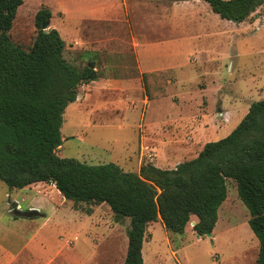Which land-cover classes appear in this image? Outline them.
Instances as JSON below:
<instances>
[{
    "label": "trees",
    "instance_id": "1",
    "mask_svg": "<svg viewBox=\"0 0 264 264\" xmlns=\"http://www.w3.org/2000/svg\"><path fill=\"white\" fill-rule=\"evenodd\" d=\"M221 19L242 23L264 0H203ZM24 0H0V180L10 190L37 183L54 184L67 200L110 207L116 222L130 219L123 264H144L143 243L152 223L183 235L193 227L198 237L213 233L227 200L226 181L237 185L250 213L249 225L259 241L257 264H264V100L253 103L241 123L224 139L208 142L192 160L173 169L145 163L139 172L115 163L90 165L62 158V128L79 88L98 77L93 67L77 69L64 54L66 42L45 8L35 17L38 33L28 49L13 42L10 31ZM173 70L143 75L149 100L168 95Z\"/></svg>",
    "mask_w": 264,
    "mask_h": 264
},
{
    "label": "crops",
    "instance_id": "2",
    "mask_svg": "<svg viewBox=\"0 0 264 264\" xmlns=\"http://www.w3.org/2000/svg\"><path fill=\"white\" fill-rule=\"evenodd\" d=\"M179 2L189 1L60 0L58 8L63 10L64 27L61 28L59 24L53 22L54 14L52 13L50 20L52 27L50 28L62 29L60 32L63 33L64 30L69 36L70 40L66 41V44L71 54L67 57V61L71 66L77 69L90 66L98 75L95 81L81 86L87 87L93 93L88 94L87 102H95L99 110L110 112L111 114L108 113L107 116H115L124 124L125 122H137V125L141 119L143 121L146 119L151 104H158L162 108L159 115L165 111L168 100L172 102L168 104L171 109L180 105L178 87H183L181 75L184 70L194 69L195 66L203 62L197 53L183 52L184 44H187L188 41H200L215 37L216 30L215 27L212 29L211 25L217 22L223 24L221 22L224 19L213 12L206 1L196 0L195 3H189L186 13L184 5ZM117 24L123 25L121 31L108 29V27L114 28ZM92 29H96L95 32H92ZM77 32L80 35H77ZM93 33L98 35L93 36ZM203 54L209 58L207 61L214 62L213 54L210 52ZM210 62L207 63L211 64ZM208 64L204 63L203 65ZM161 70H173L176 79L167 86L168 95L166 97L149 100L144 88L143 75ZM206 90L207 88H202L203 94ZM103 100L106 103L102 105ZM203 104H205V100H203ZM106 105L109 107L111 105L112 108L105 107ZM84 107L85 105L78 98L68 106L70 112L73 113L83 112ZM165 115L171 132H160L152 140L146 131H143L137 140L135 155L139 157L140 167L144 163H142L143 154H148L149 150H153V155L161 160L158 157V152L167 146L168 139H173L169 145H178L179 141L185 144L188 132L192 134L191 139H193L195 130L198 134L203 132V126L198 125L201 124L202 117H195L188 122L182 120L176 113L173 114L171 110H167ZM218 116L226 118L224 111H219ZM169 117L171 119H168ZM141 127L144 129V126L141 125ZM152 164L159 168L173 169L179 164V161H176L173 166H168L165 161L163 164L162 162ZM42 184L37 183L19 190L16 192L14 201L19 203L18 199H39L36 201L46 206L47 204L44 203L48 196L30 197L31 191L28 192V195L25 192L28 188L33 187L34 189ZM53 186L56 188L54 184ZM59 202V205L56 201L52 203L48 211L50 214H46L45 218H25L11 214V220H8L4 225L1 224L0 219V264H63V259H59V263L56 260V246L62 245L56 236L62 234L67 237L75 236L79 239L78 236L83 231H90L89 228L97 227L98 212L102 206L93 207L86 214L81 208H73L69 203L72 201H67L63 196ZM102 205L107 206L111 214L110 207L106 204ZM35 219H43L42 225L35 223ZM196 222L197 218L193 217L189 227L187 226L189 229L186 227L183 235L168 232L161 220L149 225L142 250L144 264H183L179 254L186 250L188 234H190V240L195 239L198 243L208 238L213 243L218 240L215 229L210 236L198 237L193 230ZM102 224L101 243L109 244L112 255L113 253L116 255L113 256L114 262L123 264L128 250V238L126 234L122 233L121 222L104 221ZM18 227L20 229L30 227L29 236H24ZM249 238L248 235L247 239ZM77 241L69 259L73 264H90L91 255L82 256L81 250L84 246ZM251 244V249L253 248L252 250L255 252L249 264H257L259 241ZM239 256L241 257H237L235 252L231 263L229 261L228 264H248L242 260V255ZM120 258L123 259L120 261ZM214 259L212 264H222L219 262L220 256L217 252L214 254Z\"/></svg>",
    "mask_w": 264,
    "mask_h": 264
},
{
    "label": "rangeland",
    "instance_id": "3",
    "mask_svg": "<svg viewBox=\"0 0 264 264\" xmlns=\"http://www.w3.org/2000/svg\"><path fill=\"white\" fill-rule=\"evenodd\" d=\"M184 1L189 2L179 3L184 5V12L186 13L189 3H195L196 0ZM59 3L60 0H25L17 12L13 28L10 31L13 42L26 50L33 45L38 33L35 17L41 9L51 10L54 14L53 22L63 28V10L58 8L60 7L58 6ZM211 13H213L212 10ZM221 23L223 24L217 22L211 25L212 29L215 27V37L200 41H188L187 44H184L183 52L187 54L197 53L203 62L195 66L194 69L184 70L183 75H181L183 87H178L180 105L175 109L168 106L172 103L168 100L165 111L159 115L162 108L158 104H151L147 111L146 121L141 119L138 125L137 122H125L124 124L115 116H107L108 113L111 114L110 112L103 109L99 110L95 102H87L86 99L91 92L87 87H80L77 98L85 105L84 111L73 113L70 112V108L65 111V122L61 131L64 141L63 147L58 150V155L62 158H73L90 165L115 163L125 171L139 172V157L135 155L137 140H139L143 131H146V134L152 140L160 132H171L169 124L166 123L167 116L165 114L167 110H171L173 114L176 113L182 120L188 122L195 117H202L201 124L198 125L203 126V132L198 134L195 130L193 139H191L192 134L188 132L186 140L190 142L187 143L186 141L185 144L179 141L178 145H169L173 142V139H168L167 146L158 152V157L161 160L153 155V150H149L148 154H143L144 160L142 163L155 162L158 164L162 162L163 164L165 161L168 166H173L176 161L181 163L196 158L206 143L219 141L229 136L244 119L250 106L264 100V6L260 7L242 23L226 20H222ZM50 27H52L51 21ZM122 27L123 25L117 24L114 28L108 27V29L110 31H121ZM95 30L92 29V32H95ZM58 31L60 32L62 29ZM60 34L65 42H69V36L64 30ZM78 34L79 32H77ZM93 34V36L98 35L97 33ZM70 52L66 44L64 54L66 59L71 54ZM207 52L214 55L212 56L214 62L207 61L209 58L206 54H203ZM204 63L208 65L204 66ZM202 88H207L205 94H203ZM203 100H205V104H203ZM105 103L103 100L102 105ZM105 107L109 106L106 105ZM219 111H224L226 118H219ZM141 125L144 126V129L140 128ZM226 186L227 200L219 209L218 222L215 226V235L218 240L213 243L208 238L198 243L195 239L190 240V234H188L186 250L179 254L183 264H212L215 261L214 254L216 252L219 254V262L222 264H228L229 261L231 263L235 252L237 257L242 255V260L248 264L253 258L255 251L252 250L253 248L251 249V243L258 241V239L248 222L250 218L249 210L238 196L236 183L229 179L226 181ZM18 191L10 190L0 180V219L2 225L11 220L13 212L9 201L15 202L16 192ZM29 191H31L30 194ZM25 192L30 197L48 196L47 201L44 203L47 204L46 206L36 201L39 199H18L20 202L17 203V208L23 211L37 208L40 211L39 218H45L46 214L49 215L48 211L52 203L56 201L59 205V200L62 199V195L53 184L43 183L34 189L33 187L28 188ZM69 203L73 208H81L86 214L93 207H102L98 212L97 227L89 228L90 231H83L78 236L79 239L75 236L67 237V235L62 234L56 236L62 244L56 246L57 263H59V259H63V264H73L69 258L74 244L78 240L77 243H82L84 246L81 250L82 256L91 255L90 264H119V262H114L113 256L116 255L114 253L112 255L109 244H103L100 240V231L102 232L101 228H103L102 222L110 221L111 223L115 221L113 213L110 214L107 206L102 204ZM34 222L42 225L43 219H35ZM85 225L87 226V224ZM120 225L123 229L122 233L127 235L130 228V219H124ZM30 227H24V229L18 227V229L22 230L24 236L28 237ZM188 227L187 229H189ZM248 235L250 236L249 239H247ZM91 248L93 249L91 250ZM122 259L120 258V261Z\"/></svg>",
    "mask_w": 264,
    "mask_h": 264
},
{
    "label": "water",
    "instance_id": "4",
    "mask_svg": "<svg viewBox=\"0 0 264 264\" xmlns=\"http://www.w3.org/2000/svg\"><path fill=\"white\" fill-rule=\"evenodd\" d=\"M42 29L45 30H50V21H46L43 23L42 25ZM9 204L11 205L12 208V212L15 216L18 217H25V218H35L38 217L39 214V210L37 209H30L28 211H23L20 210V208H17V203L16 202H11L9 201ZM210 236V235H209Z\"/></svg>",
    "mask_w": 264,
    "mask_h": 264
}]
</instances>
